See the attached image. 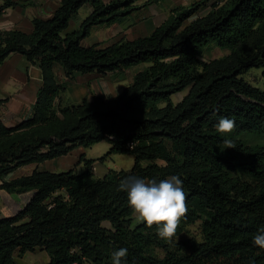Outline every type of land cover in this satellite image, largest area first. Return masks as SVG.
Listing matches in <instances>:
<instances>
[{"label":"trees","instance_id":"obj_1","mask_svg":"<svg viewBox=\"0 0 264 264\" xmlns=\"http://www.w3.org/2000/svg\"><path fill=\"white\" fill-rule=\"evenodd\" d=\"M140 1L63 0L51 19L33 20L31 33L0 32V65L18 54L42 71L32 115L13 127L0 120V180L78 147L110 145L99 160L82 156L81 172L78 165L61 173L36 169L3 182L0 190L30 199L0 219V264H18L16 256L36 249L48 264H112L120 248L128 250L126 264H264V250L253 244L264 227V145L243 138L264 139V88L242 78L253 69L264 78V0H203L174 8L148 36L83 44L94 27L115 25ZM144 1L149 7L166 0ZM15 5L7 0L0 14ZM85 5L92 13L64 34ZM212 46L229 54L205 61ZM140 65L147 66L116 97L61 103L66 88L58 71L73 80ZM221 117L236 122L227 136L215 128ZM224 139L236 148L224 149ZM113 155L132 156L133 168L97 177L95 164ZM129 175L180 177L188 211L177 237L167 241L155 226L134 225L127 193L117 190ZM197 224L201 240L184 239Z\"/></svg>","mask_w":264,"mask_h":264},{"label":"crops","instance_id":"obj_2","mask_svg":"<svg viewBox=\"0 0 264 264\" xmlns=\"http://www.w3.org/2000/svg\"><path fill=\"white\" fill-rule=\"evenodd\" d=\"M6 1L7 0H0V7L3 6ZM62 1L63 0H13L16 5L6 9L0 14V32L19 30L25 33H31L33 31V20L51 19L60 7ZM104 2L108 3V0H104ZM91 13V6L85 5L82 7L78 14L71 20L70 26L64 34L79 30L82 23ZM129 18V16L123 18L115 25L109 27H94L91 30L90 36L83 41V44L85 46L94 45L96 42L92 43L93 37H96L99 41H105L107 39L106 37L109 39L114 38V41H119L122 38L132 41L140 36L134 39H129L127 34L129 32L131 33L136 28H143V24L148 31L151 30L145 36L150 35L154 29L159 26L157 25L153 27L150 18L140 25L126 24V20ZM146 66L147 65H140L125 72L110 73L106 76H100L95 73L88 75L76 74L73 80H67L64 77L63 72L58 71V76L66 88L64 94L61 96V103L64 105H78L84 99L92 100L95 97L103 99L116 97L133 82L134 77L139 72L143 71ZM41 86V69L38 66L32 65L22 55H11L2 65H0V120L6 126L13 127L30 117L37 99V93ZM184 97H182V99ZM102 143L104 145L100 147V152H98V154H88L87 151L91 147H78L74 149L70 155L44 164H55L60 166V168H63L61 171L65 172L66 170H64V168L68 169V165H71L72 163L73 165L76 164L74 163L76 158L77 161L80 160L82 156L88 160L100 159L102 157L100 155L108 152L110 149L108 143ZM71 156L73 157L71 158ZM67 158L71 159L65 161ZM113 158H115V155L111 156L110 160L103 162L102 166L104 170L100 177L105 176L110 170L121 171V169L118 168L120 166L110 165L108 163L110 161L113 162ZM31 166L21 168L14 174L0 180V186L3 182H9L14 178L29 175L34 170L38 169V167H34L33 170L26 173L25 171L27 170L25 169H28ZM38 170L45 171L40 168ZM48 171L60 173L58 169ZM29 199V194L10 195L4 190H0V219L9 218L15 215L17 212L25 208Z\"/></svg>","mask_w":264,"mask_h":264},{"label":"clouds","instance_id":"obj_3","mask_svg":"<svg viewBox=\"0 0 264 264\" xmlns=\"http://www.w3.org/2000/svg\"><path fill=\"white\" fill-rule=\"evenodd\" d=\"M235 127V120L227 117H221L215 125L216 131L223 136L232 133ZM223 144L224 149L236 148L230 139H224ZM117 190L127 193V204L137 222L144 223L148 228L155 226L161 239L171 241L177 237L181 221L188 211L187 193L179 176L171 175L157 182L129 175L120 181ZM253 244L264 250V227L254 235ZM127 255L126 248L114 251L112 264H126Z\"/></svg>","mask_w":264,"mask_h":264},{"label":"rangeland","instance_id":"obj_4","mask_svg":"<svg viewBox=\"0 0 264 264\" xmlns=\"http://www.w3.org/2000/svg\"><path fill=\"white\" fill-rule=\"evenodd\" d=\"M111 0H108V2ZM203 0H167L164 3L158 4V5H153L149 8L147 7H143L145 1H140L138 2L136 5L138 7H141L138 11L132 13L129 17V19L126 20V24H132V25H140L143 22H145L147 19H151L153 27L160 25L162 22H164L166 20V18L170 15L171 11L179 6H185L188 7L191 4L195 3V2H200ZM208 10H202L200 13L202 15L206 14ZM146 25V24H145ZM151 31V30H150ZM148 31L144 24H143V28H136L134 31H132L131 33L129 32L128 38L129 39H134L137 37H141V36H145ZM107 39L105 41H99L96 37L92 38V43L96 42L95 44L98 43H103L104 45L109 44L111 42L114 41V38L109 39L108 37H106ZM116 40V39H115ZM229 54V51L227 50H222L219 49L215 46H212L208 51H206L205 55H204V60L205 61H210V60H214V59H219L222 58L226 55ZM262 70H258V69H253L251 71H249L247 74L243 75L242 78L248 82L250 85H252L253 87L256 88H260L263 89L264 88V78L262 76ZM185 94H188V90L179 93L177 96L173 97V102L175 104H177L180 100H182V97L185 96ZM244 140H246V142H248V144H263L264 145V139L263 138H259L257 136H253V135H245ZM102 145H104L103 143L97 144L92 146L90 149H88L87 153L88 154H98V152H100V147H102ZM109 152V151H108ZM108 152L103 153L102 157H104ZM97 156V155H96ZM73 156H71L72 158ZM101 157V158H102ZM71 158H67L68 161ZM99 160V159H98ZM110 160V157L107 158L105 161ZM104 161V162H105ZM79 160L77 161V158L75 159L76 163L75 165H73V163L71 165H68L69 168L66 169L64 168V170H71L74 167H76L78 165ZM110 165H118L120 167L121 170H125V171H129L133 168L134 166V158L132 156H123V155H115V158H113V162L110 161L108 162ZM103 162H97L95 164V174L97 177L102 176V171L104 170L103 166H102ZM41 166V167H40ZM34 167H38V169L40 168L41 170H55L58 169L60 171V173L62 172L61 170H63V168H60V166L57 165H53V164H43V165H39V166H31L30 168H26L25 171L26 173H29L31 170L34 169ZM58 167V168H57ZM85 169L84 165H78L76 171L77 172H81ZM65 171V172H66ZM141 222H137L134 219V225H138ZM184 239H190V238H195L196 240H201V235H200V225L197 224L195 226H189L185 229L184 232ZM16 260L18 264H48L49 263V256L47 255L46 252H44L41 249H36L33 252H29L23 256H16Z\"/></svg>","mask_w":264,"mask_h":264}]
</instances>
